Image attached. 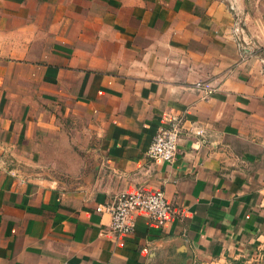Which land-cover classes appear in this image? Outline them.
Instances as JSON below:
<instances>
[{
    "label": "crops",
    "instance_id": "1",
    "mask_svg": "<svg viewBox=\"0 0 264 264\" xmlns=\"http://www.w3.org/2000/svg\"><path fill=\"white\" fill-rule=\"evenodd\" d=\"M154 190L131 234L96 211ZM0 264H264V0H0Z\"/></svg>",
    "mask_w": 264,
    "mask_h": 264
},
{
    "label": "built area",
    "instance_id": "2",
    "mask_svg": "<svg viewBox=\"0 0 264 264\" xmlns=\"http://www.w3.org/2000/svg\"><path fill=\"white\" fill-rule=\"evenodd\" d=\"M232 8L236 9L233 4ZM233 33L239 44L249 45L238 15L235 16ZM193 88L203 100H208L216 92V88L209 81H198L193 84ZM181 122V119L174 118L167 128L157 131L146 151L148 159L164 162L173 160L182 132ZM96 211L107 214L110 217V232L121 236L133 233L132 217L137 212L145 213L151 223L166 221L175 213L174 208L160 190L121 193L116 195L112 201L97 206Z\"/></svg>",
    "mask_w": 264,
    "mask_h": 264
}]
</instances>
